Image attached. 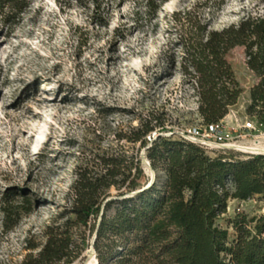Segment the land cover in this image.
I'll return each instance as SVG.
<instances>
[{"label":"rangeland","instance_id":"1","mask_svg":"<svg viewBox=\"0 0 264 264\" xmlns=\"http://www.w3.org/2000/svg\"><path fill=\"white\" fill-rule=\"evenodd\" d=\"M18 7L21 13L0 17V264L35 258L49 228L70 237L72 264H97L95 221L67 223L77 167H93L104 153L136 155L138 145L118 137L142 123L160 135L202 126L181 71L188 21L221 31L247 16L264 18V0H18ZM226 60L242 90L228 114L241 125L251 117L249 92L258 79L243 47ZM23 199L30 214L6 230L3 208ZM240 206L248 219L264 216L258 195ZM235 214L221 216L218 225L226 228ZM132 263L157 264L134 257Z\"/></svg>","mask_w":264,"mask_h":264},{"label":"trees","instance_id":"2","mask_svg":"<svg viewBox=\"0 0 264 264\" xmlns=\"http://www.w3.org/2000/svg\"><path fill=\"white\" fill-rule=\"evenodd\" d=\"M22 11L18 0H0V17ZM188 22L181 71L196 94L203 125L224 119L242 94L226 60L235 47L245 49L247 67L258 79L249 92L247 114L264 124V18L247 16L221 31ZM155 128L146 122L118 137L138 145L136 155L104 153L93 167L76 169L68 209L73 219L67 223L87 227L95 221L98 264L132 263L133 257L138 263L264 264V216L248 219L239 211L226 228L218 225L230 200L246 202L256 195L264 200V155L208 153L186 140L162 136L145 148L146 136ZM144 148L152 170L163 174L149 188L140 158ZM112 188L119 192L115 197ZM3 212L6 230H11L30 214V203L23 199ZM46 236L37 256L29 255L24 264H72L70 237L51 228Z\"/></svg>","mask_w":264,"mask_h":264},{"label":"built area","instance_id":"3","mask_svg":"<svg viewBox=\"0 0 264 264\" xmlns=\"http://www.w3.org/2000/svg\"><path fill=\"white\" fill-rule=\"evenodd\" d=\"M160 136L186 140L208 153L235 152L244 156H258L262 154L254 150V148L264 140V124L255 116L250 117L248 121L241 125L235 124L234 121L226 120L225 117L210 126L188 127L166 135H160L154 130L146 136L148 147ZM225 187L233 191V185L230 182H227ZM230 203H228L227 213L241 211V204L232 208Z\"/></svg>","mask_w":264,"mask_h":264},{"label":"water","instance_id":"4","mask_svg":"<svg viewBox=\"0 0 264 264\" xmlns=\"http://www.w3.org/2000/svg\"><path fill=\"white\" fill-rule=\"evenodd\" d=\"M262 155H264V154H262ZM141 160H142V164H143V165L146 167V169H147L148 171H150L151 174H152V175H151V180L149 181L148 185L145 187V188H149V187L153 184V182H154L155 172L152 170V168H151V166H150V163H149V161L147 160V158L145 157V155H142ZM133 194H135V193H133ZM95 239H96V236H95V238H94V241H95ZM94 241H93L92 245L94 244ZM91 256H92V253H90V254L88 255L87 260L90 259ZM97 264H98V262H97Z\"/></svg>","mask_w":264,"mask_h":264},{"label":"bare ground","instance_id":"5","mask_svg":"<svg viewBox=\"0 0 264 264\" xmlns=\"http://www.w3.org/2000/svg\"><path fill=\"white\" fill-rule=\"evenodd\" d=\"M33 115H34V117H38L39 116V113H35ZM33 136H34V134L32 133L30 135V138H32ZM254 150H256L257 152H259L261 154H264V142H260L258 145H256L255 148H254Z\"/></svg>","mask_w":264,"mask_h":264},{"label":"crops","instance_id":"6","mask_svg":"<svg viewBox=\"0 0 264 264\" xmlns=\"http://www.w3.org/2000/svg\"><path fill=\"white\" fill-rule=\"evenodd\" d=\"M234 117H235V115L228 114V115L226 116V120H232V119H234ZM235 202H237V205H239V204H241V203H245V202H238V201H236V200H233V201L231 202V204H233V203H235Z\"/></svg>","mask_w":264,"mask_h":264}]
</instances>
